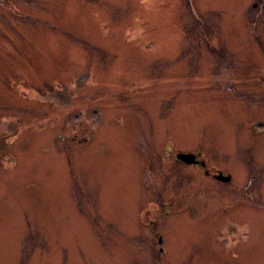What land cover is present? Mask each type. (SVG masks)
<instances>
[{
	"label": "rangeland",
	"instance_id": "1",
	"mask_svg": "<svg viewBox=\"0 0 264 264\" xmlns=\"http://www.w3.org/2000/svg\"><path fill=\"white\" fill-rule=\"evenodd\" d=\"M0 264H264V0H0Z\"/></svg>",
	"mask_w": 264,
	"mask_h": 264
},
{
	"label": "water",
	"instance_id": "2",
	"mask_svg": "<svg viewBox=\"0 0 264 264\" xmlns=\"http://www.w3.org/2000/svg\"><path fill=\"white\" fill-rule=\"evenodd\" d=\"M177 158L179 160H182L183 162H185L186 164H193L194 163V159L195 157L193 158V156H188V155H177ZM218 180H221V181H224V182H228L231 180L230 177H221V175H219L217 177Z\"/></svg>",
	"mask_w": 264,
	"mask_h": 264
},
{
	"label": "flooded vegetation",
	"instance_id": "3",
	"mask_svg": "<svg viewBox=\"0 0 264 264\" xmlns=\"http://www.w3.org/2000/svg\"><path fill=\"white\" fill-rule=\"evenodd\" d=\"M199 155H200V154H197V155H196V159H197V157L200 158ZM176 158H177V156H176ZM195 163H196V165H198V167H200V168H203V167L206 165L205 162H203L201 159H197V161H196ZM192 165H194V163H193ZM206 175H209L210 177H213V178H215L216 180H218L217 177H218L219 175H221V174L218 173V174H215V175H214V174L211 175V174L206 173Z\"/></svg>",
	"mask_w": 264,
	"mask_h": 264
}]
</instances>
